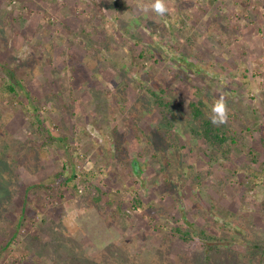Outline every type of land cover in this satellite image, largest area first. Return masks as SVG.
Instances as JSON below:
<instances>
[{
    "label": "rangeland",
    "instance_id": "1",
    "mask_svg": "<svg viewBox=\"0 0 264 264\" xmlns=\"http://www.w3.org/2000/svg\"><path fill=\"white\" fill-rule=\"evenodd\" d=\"M153 3L0 0V264H264V0Z\"/></svg>",
    "mask_w": 264,
    "mask_h": 264
},
{
    "label": "trees",
    "instance_id": "2",
    "mask_svg": "<svg viewBox=\"0 0 264 264\" xmlns=\"http://www.w3.org/2000/svg\"><path fill=\"white\" fill-rule=\"evenodd\" d=\"M183 65L185 66V69H194L196 66L193 63L187 62L184 60ZM8 75L12 80H15L14 74L11 71H8ZM9 85V90L11 92L16 91L15 85H13L12 82ZM163 93V92H161ZM154 97L156 99L155 104L161 109V115L162 120L165 121L166 125L169 123V126H171L172 122L169 120V113L172 111V103L165 102L162 95L154 93ZM204 102L199 101L198 103L192 102L190 104V111L193 117V121L198 123L200 125V130L196 133L197 136H201L205 138V140L209 143H211L214 147L221 148L223 150V154L225 157H229L231 154V147L236 146L238 144V140L240 136H231L227 132H230L229 130L222 129L221 127H217L216 124H213L211 120L208 118L207 114L203 110ZM168 126V125H167ZM196 132V130H194ZM249 174H251V170L249 171ZM61 175L59 174L57 176V180L61 181ZM258 176L257 172H252L251 176ZM61 183V182H60ZM63 183V182H62ZM194 225V224H193ZM178 234L181 236V239L183 241H188L191 239L192 233L189 231L182 232L181 230H177ZM195 235H197L200 239L204 241H208V236L204 231L198 233L197 231L194 232ZM260 246H257L256 249H259ZM205 259H209V255L207 254L205 256Z\"/></svg>",
    "mask_w": 264,
    "mask_h": 264
},
{
    "label": "clouds",
    "instance_id": "3",
    "mask_svg": "<svg viewBox=\"0 0 264 264\" xmlns=\"http://www.w3.org/2000/svg\"><path fill=\"white\" fill-rule=\"evenodd\" d=\"M152 10L158 15L163 16L167 12L164 0H154ZM209 119L213 124L219 125L227 122L228 108L227 101L223 95H218L213 98L210 106Z\"/></svg>",
    "mask_w": 264,
    "mask_h": 264
}]
</instances>
